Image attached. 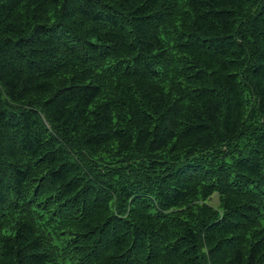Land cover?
I'll list each match as a JSON object with an SVG mask.
<instances>
[{
	"label": "trees",
	"instance_id": "1",
	"mask_svg": "<svg viewBox=\"0 0 264 264\" xmlns=\"http://www.w3.org/2000/svg\"><path fill=\"white\" fill-rule=\"evenodd\" d=\"M0 264H264V0H0Z\"/></svg>",
	"mask_w": 264,
	"mask_h": 264
},
{
	"label": "rangeland",
	"instance_id": "2",
	"mask_svg": "<svg viewBox=\"0 0 264 264\" xmlns=\"http://www.w3.org/2000/svg\"><path fill=\"white\" fill-rule=\"evenodd\" d=\"M210 204L216 206V204H217V197L216 196L211 198Z\"/></svg>",
	"mask_w": 264,
	"mask_h": 264
}]
</instances>
